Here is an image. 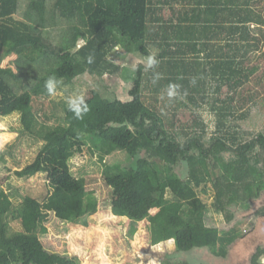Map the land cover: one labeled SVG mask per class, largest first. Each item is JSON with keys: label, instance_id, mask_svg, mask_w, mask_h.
Wrapping results in <instances>:
<instances>
[{"label": "trees", "instance_id": "obj_1", "mask_svg": "<svg viewBox=\"0 0 264 264\" xmlns=\"http://www.w3.org/2000/svg\"><path fill=\"white\" fill-rule=\"evenodd\" d=\"M55 6L60 18L82 23L69 26L59 45L42 33L46 0H0V120L20 113V132L43 142L38 156L48 193L44 202L26 197L17 209L0 196V264H74L66 252L50 249L48 224L59 234L61 225L87 227L97 212V197L86 190L88 171H73L86 151L119 180L111 209L131 221V233L149 221L153 245L175 240L163 264L177 257L184 259L178 264L231 263L238 228L221 232L210 215L230 224L238 214L231 208L264 197V127L241 124L264 96V70L251 65L257 54L264 59V0H57ZM136 45L159 63L131 75L130 100L92 91L83 118L63 104V124L39 120L33 101L51 97L44 87L49 77L62 86H82L87 76L126 80L111 57ZM9 56L18 57L15 69L2 67ZM115 153L127 158L111 168L105 162ZM209 184L210 208L200 196ZM15 214L20 232L10 226ZM255 214L264 217V207ZM263 257L259 248L250 264Z\"/></svg>", "mask_w": 264, "mask_h": 264}, {"label": "rangeland", "instance_id": "obj_2", "mask_svg": "<svg viewBox=\"0 0 264 264\" xmlns=\"http://www.w3.org/2000/svg\"><path fill=\"white\" fill-rule=\"evenodd\" d=\"M56 1L46 0V26L42 33L51 43L59 45L63 32L69 26H82V23L79 17L72 21L60 18L55 6ZM139 47L132 46V51L119 49L112 54L111 59L124 67L126 80L121 76L116 78L87 76L81 80L82 86H62L59 83L55 95L49 98H35L33 107L39 120L52 127L63 124L62 105L66 106L68 97L73 94H82L86 100L92 95V91H97L109 99L117 96L123 101L130 100V91L135 85L130 77L139 67H146L144 57L146 53L141 52ZM261 53L264 54V45ZM257 55L259 57V54ZM258 57L251 65L259 67L261 73L264 70V59ZM17 63V56H9L3 60L2 67L15 69ZM259 104L260 109L252 111L250 119L241 123L245 129L260 130L264 127V96L260 97ZM20 117V113H13L0 120V196L7 194L13 201V209H17L26 197L44 202L48 196L47 168L38 156L43 142L26 132H20L23 130ZM210 125L212 126L210 129L213 130V124ZM126 158V153H115L105 164L112 168L123 164ZM94 162H97L96 158L86 151L84 156L76 160L73 171L76 176L84 168L88 171L84 175L86 190L95 193L98 201L97 212L90 217L87 227L61 225L59 234L51 227V223L48 224L50 249L57 253L66 252L74 260V264H163L166 255L175 251V240L153 245L152 225L149 221L139 223L135 234H132L131 221L115 216L111 209L114 189L119 180L113 175H105L104 166L100 163L96 166ZM207 188L209 193L200 196L204 204L210 208L214 201V190L211 184L207 185ZM144 190H150L148 184H144ZM167 200L168 206L176 203L171 195L167 196ZM262 207L264 197L248 208L242 205L231 208L238 214L237 219L230 224L222 215L211 213L215 215L212 223L221 232L229 231L233 227L238 228L239 241L237 240L230 248V255L232 253L231 257L234 259L230 260L231 263L250 264L257 250L264 249V217L255 214ZM160 210L161 207L158 206L152 209L151 213L158 216ZM18 217L19 215L15 214L9 219L14 232L22 230ZM32 248L34 249L33 246ZM32 248L29 250L28 247L22 253L28 256ZM198 254L200 257L201 254ZM173 261L178 264L183 263L184 259L177 257Z\"/></svg>", "mask_w": 264, "mask_h": 264}, {"label": "clouds", "instance_id": "obj_3", "mask_svg": "<svg viewBox=\"0 0 264 264\" xmlns=\"http://www.w3.org/2000/svg\"><path fill=\"white\" fill-rule=\"evenodd\" d=\"M89 63H91V57H89ZM159 61L157 60L156 56L148 55L146 57V70L154 69L158 65ZM159 78L157 74L154 78V81ZM59 81L54 77L51 76L45 81V89L50 96H53L57 92V86ZM170 88L175 87L174 85H170ZM174 93L169 91L168 95L171 97ZM67 106L69 111L73 112L76 118H83V116L88 112V105L86 103L85 97L82 94H73L69 96L67 99Z\"/></svg>", "mask_w": 264, "mask_h": 264}, {"label": "crops", "instance_id": "obj_4", "mask_svg": "<svg viewBox=\"0 0 264 264\" xmlns=\"http://www.w3.org/2000/svg\"><path fill=\"white\" fill-rule=\"evenodd\" d=\"M177 6H180V5H177ZM156 207H158V206H155V207H153V209L154 208H156ZM152 214V213H151ZM158 215H159V213H158ZM154 216V215H153ZM211 216V221H212V218L215 216V215H213V214H211L210 215ZM157 217V216H156ZM237 240L239 241V237H238V233H237ZM237 240H236V242H237ZM172 241V240H171ZM32 247H29V250L31 249ZM33 251V248H32V250H31V252ZM30 252V251H29ZM231 255H232V253H231ZM231 255L229 256V260L227 259V263L230 261V260H232L233 259V257H231ZM231 257V258H230ZM234 260V259H233ZM226 261V260H225ZM233 262V261H232ZM228 264H238V263H235V262H233V263H228Z\"/></svg>", "mask_w": 264, "mask_h": 264}, {"label": "built area", "instance_id": "obj_5", "mask_svg": "<svg viewBox=\"0 0 264 264\" xmlns=\"http://www.w3.org/2000/svg\"><path fill=\"white\" fill-rule=\"evenodd\" d=\"M261 263L264 264V257L262 258Z\"/></svg>", "mask_w": 264, "mask_h": 264}]
</instances>
